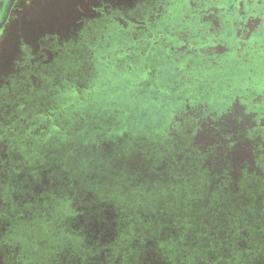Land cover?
<instances>
[{"label": "trees", "instance_id": "obj_1", "mask_svg": "<svg viewBox=\"0 0 264 264\" xmlns=\"http://www.w3.org/2000/svg\"><path fill=\"white\" fill-rule=\"evenodd\" d=\"M205 1L210 4L203 7ZM228 2L195 0L180 25H171L172 16L167 21L162 11L155 23L127 19L119 36L106 39L108 53L122 54L110 55L111 61L138 77L128 88L129 103L92 104L82 87L73 88L79 98L68 105L83 125L52 126L56 140L42 143L40 162L33 169L29 164L30 171L26 166V179L37 167L52 169L48 177L58 197L73 203L66 213L57 206L51 217V205L48 215L41 213L57 233L78 222L66 240L58 237L59 249L71 247L89 264H113L119 256L118 264L264 260V86L258 78L239 79L221 56L227 48L217 36L223 25L218 9ZM197 9L198 25L208 27L210 38L193 39L183 30L185 16ZM260 12L255 5L252 14ZM253 84L256 94L250 95ZM145 97L150 104L137 114L131 102ZM91 220L95 240L86 241L80 226ZM35 263L27 255L24 264Z\"/></svg>", "mask_w": 264, "mask_h": 264}, {"label": "flooded vegetation", "instance_id": "obj_2", "mask_svg": "<svg viewBox=\"0 0 264 264\" xmlns=\"http://www.w3.org/2000/svg\"><path fill=\"white\" fill-rule=\"evenodd\" d=\"M9 1L0 0V22L4 19L0 27V264H24L27 255L39 264H89L73 248L59 249L62 244L56 243L58 237L66 240L72 234L68 228L78 230V222L71 220L67 229L62 227L57 233L55 226L48 227V217L41 214L48 215V205L54 208L53 217L58 207L61 213H66L73 204L58 197L48 177L52 169L42 171L37 167L36 175L28 174L27 179L26 169L30 171L40 162L42 143L56 140L58 133H51L52 126L83 125L71 115L70 107L79 98L73 88L82 87L88 99L90 88L101 77L98 68L100 71L105 66L100 60L99 64L94 62L95 57L108 52L106 39L117 37L124 20L155 23L157 19H152L162 11L169 18L167 21L172 16L171 25L174 22L180 25V16L195 0H63L55 7L35 11L39 16L31 24H22L27 13L26 0H13L10 5ZM209 4L205 1L202 6ZM255 5L262 11L260 15L252 14ZM218 11L223 25H219L217 36L227 48L221 56L232 72L237 71L239 79L258 78L264 86V0H229ZM185 17L181 29L187 31V36L193 39L213 36L206 25H198L202 23L199 9ZM251 22L256 23L251 26ZM241 33L245 37L240 41ZM237 57L242 60L239 64ZM254 88L253 84L250 95L256 94ZM47 145L41 147L47 150ZM260 165L264 168V158ZM51 192L53 198L46 195ZM26 213L30 216L27 220ZM99 221L107 223L106 218L100 217ZM42 223L50 230L43 228ZM91 224L92 220L82 221L80 226L86 241L88 237L95 240ZM27 231L34 232L32 236L37 241ZM139 256L141 261L148 260ZM252 259L246 257L245 264H255ZM113 260V264L115 261L118 264L120 256ZM258 264H264V260Z\"/></svg>", "mask_w": 264, "mask_h": 264}, {"label": "water", "instance_id": "obj_3", "mask_svg": "<svg viewBox=\"0 0 264 264\" xmlns=\"http://www.w3.org/2000/svg\"><path fill=\"white\" fill-rule=\"evenodd\" d=\"M188 1V0H187ZM13 2V0L9 1V5ZM188 3V2H187ZM4 20V19H3ZM3 20L0 22V27L3 24ZM121 55V52L110 51V53L106 52L103 56H96L100 61L104 63V69L98 68V74L101 73V77L96 79L94 85L89 90V98H91L92 104L99 103H111L116 104L117 102L129 103L127 92L128 88L136 81L138 78L134 72H125L122 67L116 65L112 60L110 55ZM120 60V59H118ZM99 62V61H98ZM106 63L114 65L113 68H107ZM99 64V63H97ZM101 65V64H100ZM101 67V66H100ZM112 67V66H111ZM138 102H131L135 104V108L137 114H142L146 111L147 106L150 104L148 97L146 98H138ZM138 116H136V119Z\"/></svg>", "mask_w": 264, "mask_h": 264}, {"label": "rangeland", "instance_id": "obj_4", "mask_svg": "<svg viewBox=\"0 0 264 264\" xmlns=\"http://www.w3.org/2000/svg\"><path fill=\"white\" fill-rule=\"evenodd\" d=\"M63 0H26L25 8L27 10L26 16L23 19L22 24H31L39 16L35 15V11L40 9V11L48 8L55 7L57 3L62 2ZM224 1V0H221ZM39 11V12H40ZM38 12V13H39Z\"/></svg>", "mask_w": 264, "mask_h": 264}]
</instances>
